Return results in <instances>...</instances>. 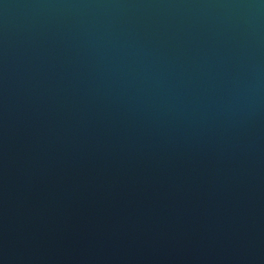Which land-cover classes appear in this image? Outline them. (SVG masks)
<instances>
[{
  "label": "water",
  "instance_id": "obj_1",
  "mask_svg": "<svg viewBox=\"0 0 264 264\" xmlns=\"http://www.w3.org/2000/svg\"><path fill=\"white\" fill-rule=\"evenodd\" d=\"M0 264H264V0H0Z\"/></svg>",
  "mask_w": 264,
  "mask_h": 264
}]
</instances>
